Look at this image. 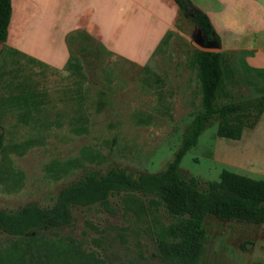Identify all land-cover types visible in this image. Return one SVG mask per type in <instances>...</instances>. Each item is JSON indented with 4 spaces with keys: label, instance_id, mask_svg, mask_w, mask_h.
<instances>
[{
    "label": "rangeland",
    "instance_id": "1",
    "mask_svg": "<svg viewBox=\"0 0 264 264\" xmlns=\"http://www.w3.org/2000/svg\"><path fill=\"white\" fill-rule=\"evenodd\" d=\"M142 1H103L95 27L72 29L65 47L59 31L46 44L35 45L30 30L16 48L0 43V208L50 206L85 169L161 173L202 108L195 50L225 54L218 103L239 104L252 124L230 139L216 135L214 118L180 171L201 190L222 169L264 179V81L249 69L264 68V20L253 19L255 5H242L248 19L241 0H191L218 36L215 49L179 8L167 27L165 15L153 10L159 0ZM256 7L264 11V2ZM69 20L84 25L87 17ZM72 214L71 224L26 237L0 232V257L20 251L26 264H164L155 230L170 216L156 198L122 191L109 196L107 207L75 206ZM203 225L197 264H264V223L207 213Z\"/></svg>",
    "mask_w": 264,
    "mask_h": 264
},
{
    "label": "trees",
    "instance_id": "2",
    "mask_svg": "<svg viewBox=\"0 0 264 264\" xmlns=\"http://www.w3.org/2000/svg\"><path fill=\"white\" fill-rule=\"evenodd\" d=\"M173 1L198 25L204 39L218 40L204 11L191 7V0ZM189 7L190 11L187 10ZM10 14V0H0V42L5 40ZM193 56L202 85V108L185 128L172 160L161 173H141L134 177L121 167H110L104 172L85 169L80 178L58 190L50 206H40L31 201L14 210L0 208V232L26 237L66 226L73 220L72 207L95 203L107 207L111 194L137 191L156 198V202L162 204L170 216L167 223L160 222L155 230L156 248L162 262L197 264L205 236L203 218L207 213L221 220L264 223V179L222 169L218 180L209 182L207 189L201 190L188 182L179 169L185 153L214 118L219 119L216 135L230 139H239L243 128L252 124L239 104L218 103L227 72L225 54L195 50ZM249 69L264 81V68ZM260 102L264 105V98ZM23 254L7 251L0 257V264H26Z\"/></svg>",
    "mask_w": 264,
    "mask_h": 264
},
{
    "label": "crops",
    "instance_id": "3",
    "mask_svg": "<svg viewBox=\"0 0 264 264\" xmlns=\"http://www.w3.org/2000/svg\"><path fill=\"white\" fill-rule=\"evenodd\" d=\"M110 2L112 0H10L11 2V14L7 25V33L5 40L0 43H7L9 46L16 48L19 46L27 30H30V36L33 37L32 42L35 45L39 43H48L46 39L54 35L53 31H59L60 40L64 41L66 33L75 28H94L95 23L92 20L94 12L97 11L98 15H102L103 8L102 3ZM136 2H146L142 0H132ZM108 2V3H109ZM116 3V0H114ZM150 4L151 2L148 1ZM261 0H241V12L248 17L249 11L242 5H255L256 8L253 11V19L264 20V11L256 5H261ZM144 4H142L143 6ZM157 7L160 9V14L165 15L163 18L164 24L167 27H171L174 18L178 13V6L173 1L159 0V4L153 8L157 13ZM258 9L260 11H258ZM110 13H115L117 8L112 9L111 4L108 9ZM76 16L87 17V22L83 25L73 23L69 20ZM157 19H160L156 15ZM242 17V13H241ZM162 21V24H163ZM46 37V38H45ZM51 44L54 43L55 39L51 38ZM65 47V43H61ZM250 46V45H249ZM50 56H44V59H50Z\"/></svg>",
    "mask_w": 264,
    "mask_h": 264
},
{
    "label": "water",
    "instance_id": "4",
    "mask_svg": "<svg viewBox=\"0 0 264 264\" xmlns=\"http://www.w3.org/2000/svg\"><path fill=\"white\" fill-rule=\"evenodd\" d=\"M205 46L208 47V48L217 49V48H219V42L217 41V39L212 38L211 40L206 41Z\"/></svg>",
    "mask_w": 264,
    "mask_h": 264
},
{
    "label": "flooded vegetation",
    "instance_id": "5",
    "mask_svg": "<svg viewBox=\"0 0 264 264\" xmlns=\"http://www.w3.org/2000/svg\"><path fill=\"white\" fill-rule=\"evenodd\" d=\"M207 41V39H205Z\"/></svg>",
    "mask_w": 264,
    "mask_h": 264
}]
</instances>
